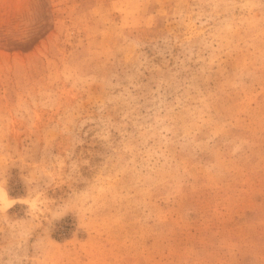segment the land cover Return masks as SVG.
<instances>
[{
  "label": "rangeland",
  "instance_id": "obj_1",
  "mask_svg": "<svg viewBox=\"0 0 264 264\" xmlns=\"http://www.w3.org/2000/svg\"><path fill=\"white\" fill-rule=\"evenodd\" d=\"M0 264H264V0H0Z\"/></svg>",
  "mask_w": 264,
  "mask_h": 264
}]
</instances>
